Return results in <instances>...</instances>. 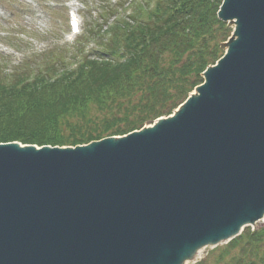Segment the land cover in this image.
Masks as SVG:
<instances>
[{
  "label": "water",
  "instance_id": "water-1",
  "mask_svg": "<svg viewBox=\"0 0 264 264\" xmlns=\"http://www.w3.org/2000/svg\"><path fill=\"white\" fill-rule=\"evenodd\" d=\"M226 53L123 137L0 143V264H179L264 218V0H223Z\"/></svg>",
  "mask_w": 264,
  "mask_h": 264
},
{
  "label": "trees",
  "instance_id": "trees-1",
  "mask_svg": "<svg viewBox=\"0 0 264 264\" xmlns=\"http://www.w3.org/2000/svg\"><path fill=\"white\" fill-rule=\"evenodd\" d=\"M221 2L139 0L106 29L89 25L68 62L0 74V142L74 146L170 114L224 52L231 28L217 17ZM92 37L97 48L84 52ZM216 248L213 264H264V223Z\"/></svg>",
  "mask_w": 264,
  "mask_h": 264
},
{
  "label": "rangeland",
  "instance_id": "rangeland-1",
  "mask_svg": "<svg viewBox=\"0 0 264 264\" xmlns=\"http://www.w3.org/2000/svg\"><path fill=\"white\" fill-rule=\"evenodd\" d=\"M136 1L139 0H108L107 3L106 0H0L1 74L12 73L24 63L33 66L45 58L59 60L65 57L68 62L75 50L74 41L80 33L87 31L89 25L93 27L96 21L104 24L105 28L119 15L126 16ZM117 2H124L125 7H118L112 14L113 9L111 11L109 8ZM70 10H76L80 14L77 34H72L69 30ZM101 11L105 13L103 16H100ZM227 24L232 30L234 23ZM90 40H85L82 46L94 49L97 41L93 37ZM50 51L52 53L45 57ZM260 224L247 228L256 229ZM219 249L213 246L204 247L202 256L191 264H213Z\"/></svg>",
  "mask_w": 264,
  "mask_h": 264
},
{
  "label": "bare ground",
  "instance_id": "bare-ground-1",
  "mask_svg": "<svg viewBox=\"0 0 264 264\" xmlns=\"http://www.w3.org/2000/svg\"><path fill=\"white\" fill-rule=\"evenodd\" d=\"M258 222V221H257ZM256 222L252 223L251 221H249L246 224L241 225L240 227V231L246 226V225H255ZM214 245L213 243L210 244H203L201 246L196 247L189 256L185 257L181 262H179V264H191L193 262H195L197 259H199L202 254H203V248L206 246H212Z\"/></svg>",
  "mask_w": 264,
  "mask_h": 264
}]
</instances>
